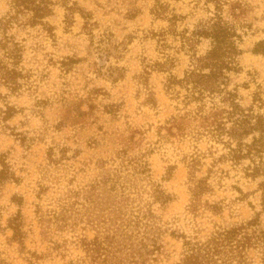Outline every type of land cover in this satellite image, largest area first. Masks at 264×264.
Returning <instances> with one entry per match:
<instances>
[{"label":"rangeland","instance_id":"obj_1","mask_svg":"<svg viewBox=\"0 0 264 264\" xmlns=\"http://www.w3.org/2000/svg\"><path fill=\"white\" fill-rule=\"evenodd\" d=\"M14 1L0 0V21ZM51 1L40 22L19 13L7 27L0 23V38L23 46L25 76L17 91L0 82V171L6 163L17 177L0 183V264H114L144 232L160 245L144 263L176 264L186 239L250 222V232L264 231V172L248 174L256 164L264 171V148L237 162L223 158L229 136L222 141L209 130L211 99L200 112L174 80L194 62L184 36L213 16L215 3ZM223 2V16L244 33L228 89L243 109L264 115V53L253 52L264 40V0ZM195 48L203 55L210 42ZM254 136L264 143L259 132L243 142ZM199 179L209 186L193 210ZM15 218L22 240L10 226ZM101 241L111 256L95 246ZM263 252L262 243L249 247L251 264H261Z\"/></svg>","mask_w":264,"mask_h":264},{"label":"trees","instance_id":"obj_2","mask_svg":"<svg viewBox=\"0 0 264 264\" xmlns=\"http://www.w3.org/2000/svg\"><path fill=\"white\" fill-rule=\"evenodd\" d=\"M207 1L215 3L216 12L209 19L201 22L193 30L191 36H184L185 44L194 51V62L192 68L185 73L182 79L174 80L182 84L187 91L185 96L187 103L198 102L200 104V112L205 110L207 99H211L210 102H212V107L216 109V112L211 115L214 120L211 122V129L209 130L215 138L222 141L223 136H229L228 140L223 141L229 149L223 158L237 162L249 154L259 153L263 150L264 143L255 136L250 144L243 142V140L255 132L264 135V115L253 116L252 113H249L250 111L243 109L237 102V94L228 89L230 73L238 72L240 69L238 58L242 53L240 44L243 42L244 33L235 23L223 16V0ZM51 5V0H15L14 12L0 23L7 27L15 18V14L32 13L29 22L35 24L51 15ZM68 8L72 10V7ZM157 13L160 14L161 11L157 10ZM202 39L209 40L210 48L205 54L197 55L195 47ZM0 49L3 51L0 58V82L9 86L11 90L17 91L22 85L20 80L25 77L19 67L23 59V46L20 42L15 41L12 36L5 35L0 38ZM253 52L256 54L264 53V40L255 44ZM216 95L219 96V98L217 97L218 101ZM218 102L227 103V108L220 109ZM13 111L12 107L7 106L4 113L9 117ZM209 117L210 115L206 118ZM228 123L231 126H228ZM233 141H236L235 145H233ZM250 170L251 172L248 174L251 176H257L264 172L257 164ZM9 178L17 179L4 163L3 169L0 171V183ZM208 186L205 179L196 181L192 189L193 210L197 209L199 197L208 190ZM157 198L165 203L171 199L164 190H157ZM150 215L154 216L152 212ZM253 223L223 229L206 240L186 239L183 257L176 264H251L247 254L248 248L258 243H262L264 247V231H249L251 226L255 225ZM10 224L14 230V238L22 240L24 232L20 218H15ZM147 240L150 243H147ZM110 243L111 241L109 245ZM105 244L101 241L95 246L109 257L111 256L109 254L111 249ZM139 244L134 245V242L125 244V257L122 259L113 255L116 259L114 264H145L144 257L154 254L160 248L157 238L150 232H144ZM109 261L107 258L106 262ZM261 264H264V252Z\"/></svg>","mask_w":264,"mask_h":264}]
</instances>
